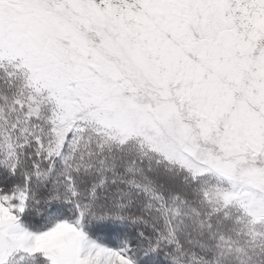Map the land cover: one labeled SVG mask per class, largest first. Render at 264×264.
<instances>
[{
    "label": "snow or ice",
    "instance_id": "snow-or-ice-1",
    "mask_svg": "<svg viewBox=\"0 0 264 264\" xmlns=\"http://www.w3.org/2000/svg\"><path fill=\"white\" fill-rule=\"evenodd\" d=\"M0 264H264V0H0Z\"/></svg>",
    "mask_w": 264,
    "mask_h": 264
}]
</instances>
